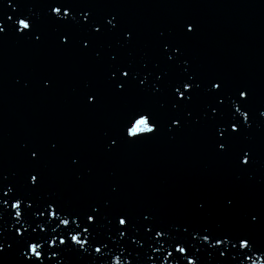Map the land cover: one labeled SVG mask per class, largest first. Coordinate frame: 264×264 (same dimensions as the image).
<instances>
[{
	"label": "water",
	"instance_id": "obj_1",
	"mask_svg": "<svg viewBox=\"0 0 264 264\" xmlns=\"http://www.w3.org/2000/svg\"><path fill=\"white\" fill-rule=\"evenodd\" d=\"M18 15L30 16L16 0H0V27L6 29L0 36V177H7L5 190L12 187L33 204L34 212L28 213V224L12 227L9 200L0 221V242L5 247L0 264H22L19 248L23 245L15 238L16 228L22 233L28 228L35 235L29 224L35 227L33 220L51 201L75 213L98 206L102 214L93 225L97 241L93 246L102 241L107 249L100 255L60 246L63 251L50 264H111L117 256L128 264H187L189 258L198 264H232L236 250L231 244L215 250L202 245L204 229L221 238L247 235L264 249V136L240 138V144L252 149V162L241 168L233 154L216 152L212 129L185 121L183 127L172 129V116L128 95H114L104 86L105 80L61 47L31 16L36 34H42L40 42L27 33L17 35ZM45 80L51 82L47 88ZM86 84L101 91L99 105L85 107ZM138 108L157 114L158 133L137 144L122 142L108 149L109 137ZM33 147L41 150L39 161L29 158ZM35 171L43 180L32 187L28 176ZM118 213H126L130 222L123 238L115 231ZM250 214L257 215V221H251ZM145 215L151 220L145 221ZM153 224L167 232L166 238L157 241L154 231L146 234L145 228ZM181 241L186 242L181 244L186 247L184 257L174 250ZM220 251H225L224 258Z\"/></svg>",
	"mask_w": 264,
	"mask_h": 264
},
{
	"label": "snow or ice",
	"instance_id": "obj_2",
	"mask_svg": "<svg viewBox=\"0 0 264 264\" xmlns=\"http://www.w3.org/2000/svg\"><path fill=\"white\" fill-rule=\"evenodd\" d=\"M74 5L69 0H51L49 4L50 15L55 18L56 23L68 26L65 31L58 35L59 45L65 49L73 46L75 33L81 34V51L88 52L94 45L96 39H100L107 33H113L118 28L116 16L111 18L105 17L102 20L96 19L91 11H85L82 16L72 11ZM64 11L61 13V10ZM15 11V9H14ZM12 20V17H8ZM15 31L17 35L23 36L27 33L34 38V42H40L42 34H36V25L30 16L18 15L14 20ZM180 29L184 35L191 36L196 30L194 21L186 20L180 24ZM6 29L0 27V36L5 33ZM123 43L121 47L128 44L134 39L133 33L130 30H125L122 33ZM163 62L167 65L175 64L176 67L185 65L180 76L175 81L170 82L167 86L170 88L171 108L175 114L171 118L170 128L183 127L182 121H186L192 116L191 112L182 113L181 110L194 102L198 93L203 88L204 92L211 98V103L205 105V110L202 114L203 119L212 121V144L218 154H233L239 167L247 169L252 162V149L238 141L241 137L247 139L245 135L252 128L254 114L250 107L251 93L250 90L241 85L231 90L228 89L222 79H209L207 83L198 82L195 74L190 73L186 67L187 61L179 62L175 57L181 53L179 44L163 42L160 45ZM95 56L99 58L100 53L96 52ZM110 63L106 73L104 86L111 90L114 95L125 96L129 90L135 87L137 90L144 92L148 91L149 80H152L150 91L153 94L161 91L162 82H166L168 77L167 70L161 71H137L136 68L129 62L123 63L118 61V57L112 55L109 57ZM147 68V65H142ZM159 64H154L153 68H159ZM51 84L50 81H44V87L47 88ZM102 93L99 89L93 88L86 84L83 102L85 107H95L101 103ZM259 118L264 120V110H257ZM199 123L200 119L193 121ZM159 131V119L155 112L148 108H138L132 111L124 123L119 127L114 137H109L107 144L108 149L118 148L120 143L137 144L145 138L154 137ZM29 158L32 161H39L41 158V150L39 147H33L29 150ZM73 164L77 161L74 159ZM39 177V179H38ZM7 177H0V221L3 220L5 213L9 208V200H12L10 208L12 212V227L17 224L23 227L28 224V213L34 212V206L28 203L26 198L14 193L12 187H7L3 183ZM43 180L39 171L29 173L28 184L32 187L38 186ZM233 200H228V205L231 206ZM55 205V207H54ZM203 208V205H199ZM45 211L47 217L45 218ZM101 210L98 206L90 205L89 209L84 213L69 212L61 207L56 201L47 203L43 210L39 211L38 217L33 220L35 227L31 228V232L35 235H30L28 228L22 233L20 228H16L15 238H19V242L23 245L19 248V256L22 258V264H50L52 259H55L58 252L63 251L60 246L74 247L82 253L89 251L102 255V249H107V244L100 241L99 246H93L97 243L93 236V225L101 216ZM86 217V220L84 219ZM251 221H257V215L250 214ZM80 221L79 223L77 221ZM115 220V231L121 238L130 230V222L126 213H118ZM145 221L151 220L150 215L144 216ZM38 221V222H37ZM43 225V226H41ZM37 229L39 232L37 233ZM45 229H48L46 232ZM91 229V230H90ZM2 231V230H0ZM154 231V238L159 241L167 236L164 229L156 230V225L146 227L145 232L149 236ZM187 232V228L185 229ZM204 233L200 236L202 245H207L215 250L220 247L231 248L236 250V255L231 257L232 264H264V249H259L247 235H237L229 237L224 235L222 238L211 233L208 229L203 230ZM81 237H84L83 239ZM196 237L193 236V240ZM210 240H215V243H210ZM16 243V240L13 241ZM134 244L139 246L137 241ZM184 241L177 242L175 252L181 257L185 256L186 247L181 244ZM46 245V247H45ZM26 246V247H24ZM162 247V246H161ZM11 250L12 245H8ZM51 250V256L48 255ZM155 251V249H153ZM5 252V247L0 242V253ZM258 253V254H257ZM172 253L169 252L168 256ZM219 256L224 258L225 251H220ZM242 257V258H241ZM151 260V257H149ZM167 259V257H165ZM111 264H128V261L123 260L120 256L114 257ZM155 264V262H153ZM187 264H198L194 258L187 259Z\"/></svg>",
	"mask_w": 264,
	"mask_h": 264
}]
</instances>
